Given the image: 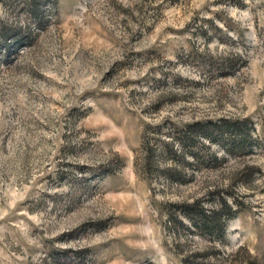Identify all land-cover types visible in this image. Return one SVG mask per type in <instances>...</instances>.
<instances>
[{
	"label": "rangeland",
	"instance_id": "rangeland-1",
	"mask_svg": "<svg viewBox=\"0 0 264 264\" xmlns=\"http://www.w3.org/2000/svg\"><path fill=\"white\" fill-rule=\"evenodd\" d=\"M202 260L264 264V0H0V264Z\"/></svg>",
	"mask_w": 264,
	"mask_h": 264
},
{
	"label": "trees",
	"instance_id": "trees-1",
	"mask_svg": "<svg viewBox=\"0 0 264 264\" xmlns=\"http://www.w3.org/2000/svg\"><path fill=\"white\" fill-rule=\"evenodd\" d=\"M183 212L187 215V217H190V218H191L189 208L184 207ZM202 216L205 218L204 220H207V219L210 217V216L207 215L205 212H202ZM205 224H206V223H205ZM254 261H255V259H254ZM191 264H211V263H208V262L202 260V261H200V262H192Z\"/></svg>",
	"mask_w": 264,
	"mask_h": 264
}]
</instances>
